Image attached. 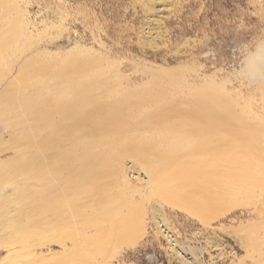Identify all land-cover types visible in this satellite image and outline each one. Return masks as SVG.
<instances>
[{
  "label": "bare ground",
  "instance_id": "6f19581e",
  "mask_svg": "<svg viewBox=\"0 0 264 264\" xmlns=\"http://www.w3.org/2000/svg\"><path fill=\"white\" fill-rule=\"evenodd\" d=\"M24 16L5 29L0 22V158L14 152L0 160V245L9 264L112 258L144 236V202L153 200L154 219H163V200L208 224L264 185V157L251 143L258 130L233 119L239 101L211 77L203 87L175 76L132 90L101 53L113 77L98 65L95 78H79L73 61L32 71L52 55L36 46ZM244 62L260 74L264 41ZM241 109L255 113L251 103ZM54 245L62 252L38 254Z\"/></svg>",
  "mask_w": 264,
  "mask_h": 264
},
{
  "label": "rangeland",
  "instance_id": "374dc122",
  "mask_svg": "<svg viewBox=\"0 0 264 264\" xmlns=\"http://www.w3.org/2000/svg\"><path fill=\"white\" fill-rule=\"evenodd\" d=\"M0 1L8 2L6 9L15 5L9 11L0 6L3 29L17 25L22 11L36 46L52 55L41 56L32 71L48 66L53 72L73 61L82 66L79 78L87 74L95 78L98 65L113 77L104 59L96 57L101 53L132 90L175 76L203 87V78L211 77L216 89L224 88L239 101L231 112L233 119L247 120L251 132L257 128L259 136L251 143L259 144L256 152L264 157V66L257 75L244 62L264 41V0ZM76 46L84 50L67 60ZM248 103L255 113L241 109ZM8 152L1 161L13 157L14 152ZM151 201L144 202L142 209L144 236L133 246L119 247L114 257H98L92 264H264V185L240 193V205L208 224L163 200L158 206L163 219H154ZM165 228L166 233L159 234ZM170 238L177 241L176 247L170 245ZM4 248L0 245V264H9ZM49 248L39 249L38 254L62 252L58 245Z\"/></svg>",
  "mask_w": 264,
  "mask_h": 264
}]
</instances>
